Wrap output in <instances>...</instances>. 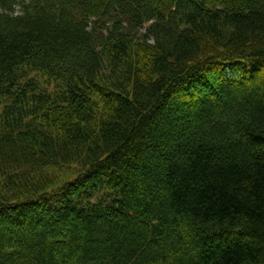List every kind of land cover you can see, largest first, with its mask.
<instances>
[{"label": "trees", "instance_id": "1", "mask_svg": "<svg viewBox=\"0 0 264 264\" xmlns=\"http://www.w3.org/2000/svg\"><path fill=\"white\" fill-rule=\"evenodd\" d=\"M0 264H264V0H0Z\"/></svg>", "mask_w": 264, "mask_h": 264}]
</instances>
